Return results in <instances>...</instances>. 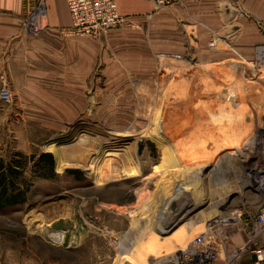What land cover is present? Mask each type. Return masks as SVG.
<instances>
[{"label": "rangeland", "instance_id": "obj_1", "mask_svg": "<svg viewBox=\"0 0 264 264\" xmlns=\"http://www.w3.org/2000/svg\"><path fill=\"white\" fill-rule=\"evenodd\" d=\"M241 32L264 36V24L241 13ZM230 41L229 60L165 56L137 91L102 95L100 115L93 105L60 131L35 133L16 122L12 94L0 99V159L20 153L16 139L35 145L20 153L25 203L0 209V264H158L211 220L240 215L246 195L264 204V42L238 54ZM44 153L53 177H37Z\"/></svg>", "mask_w": 264, "mask_h": 264}, {"label": "crops", "instance_id": "obj_2", "mask_svg": "<svg viewBox=\"0 0 264 264\" xmlns=\"http://www.w3.org/2000/svg\"><path fill=\"white\" fill-rule=\"evenodd\" d=\"M36 1L0 0V95L7 90L14 96L11 107L22 111L16 122L35 133L39 128L60 131L90 113L102 95L134 93L165 56L187 54L193 61L213 63L229 60L231 37L238 54L242 44L264 42L259 33L246 37L241 32V13L264 24V0H181L164 8L154 0H116L125 22L99 40L68 33L66 0H44L45 31L24 35V9ZM117 124L125 128L122 121ZM16 142L24 155L35 147L29 139ZM246 198L240 214L253 216L264 204ZM257 237L258 245L264 244V232ZM223 258L219 253V262Z\"/></svg>", "mask_w": 264, "mask_h": 264}, {"label": "built area", "instance_id": "obj_3", "mask_svg": "<svg viewBox=\"0 0 264 264\" xmlns=\"http://www.w3.org/2000/svg\"><path fill=\"white\" fill-rule=\"evenodd\" d=\"M180 1L154 0L158 8L169 7ZM66 4L71 19L68 33L71 35L99 40L125 22L118 13L116 0H66ZM46 27L44 0L36 1L33 6L27 5L22 23L24 35L38 37ZM0 97L8 99L7 90ZM239 220L242 222L240 228L236 225ZM227 227L234 232H227ZM260 232H264V206L253 216L240 214L211 220L205 231L158 264H264V244L258 245L257 236ZM232 236L241 237L244 241L236 244ZM219 253L224 256L221 262Z\"/></svg>", "mask_w": 264, "mask_h": 264}, {"label": "trees", "instance_id": "obj_4", "mask_svg": "<svg viewBox=\"0 0 264 264\" xmlns=\"http://www.w3.org/2000/svg\"><path fill=\"white\" fill-rule=\"evenodd\" d=\"M23 160H26V157L20 153L13 154L9 161L0 159V209L17 207L26 201L29 187L22 186L19 182ZM34 166L37 168L39 178L55 175L54 158L51 153L38 156Z\"/></svg>", "mask_w": 264, "mask_h": 264}, {"label": "bare ground", "instance_id": "obj_5", "mask_svg": "<svg viewBox=\"0 0 264 264\" xmlns=\"http://www.w3.org/2000/svg\"><path fill=\"white\" fill-rule=\"evenodd\" d=\"M261 54V53H260ZM263 54V56H264V53H262ZM177 102V101H176ZM174 129H175V126L173 127ZM184 129V128H183ZM182 133V134H181ZM166 135L168 136V135H172V133L169 131V132H167L166 133ZM172 137H174L175 139L174 140H176L180 145H182L183 143H185L184 141H182V139H184V137H187V136H185V133H183L182 131H180V132H178V133H176V135L174 134ZM189 141H191L190 139L188 140V142ZM183 142V143H182ZM185 147V146H184ZM184 147H182V148H184ZM188 147H191V144L188 146ZM229 149V148H228ZM232 149V148H231ZM177 153L180 155V156H182V161L184 160L185 161V157H184V155H182L181 154V152L180 151H177ZM204 153V152H203ZM178 155V156H179ZM187 159V158H186ZM127 162V161H126ZM191 162V161H190ZM173 167H175V166H173ZM127 168H128V166H126L125 167V169L127 170ZM173 169H165V170H162V171H160L161 173H159V174H157L156 176H154V177H152V178H150V181H151V183L152 184H154L155 186L157 185L158 187H161V186H163L164 184L163 183H165L164 182V179L162 180V178L160 177V176H165L167 173H169V172H173L174 173V170L172 171ZM176 171H178V170H176ZM136 174H138V173H136ZM171 175V174H170ZM129 177L131 178V177H134V176H131V175H129ZM155 177H158V178H160V179H158V181L157 180H155L156 178ZM173 178V177H172ZM177 180V179H176ZM174 181V180H173ZM177 184V183H176ZM167 186V185H166ZM176 186V185H175ZM162 188V187H161ZM170 199V198H169ZM169 201V200H168ZM179 231H181V229L179 230ZM178 231V232H179ZM177 232V233H178ZM182 232H180L179 234H181Z\"/></svg>", "mask_w": 264, "mask_h": 264}]
</instances>
